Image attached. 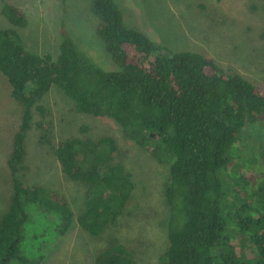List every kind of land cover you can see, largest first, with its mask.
<instances>
[{
  "label": "trees",
  "instance_id": "16d2710c",
  "mask_svg": "<svg viewBox=\"0 0 264 264\" xmlns=\"http://www.w3.org/2000/svg\"><path fill=\"white\" fill-rule=\"evenodd\" d=\"M90 12L114 70L101 67L63 31L54 58L27 52L13 29L0 28V73L22 106L7 159L12 192L0 218V264L28 263L19 245L29 211L53 222L59 235L74 219L62 195L28 186L18 176L32 109L52 86L77 112L113 119L136 145L170 163L163 264H264V167L240 175L229 189L222 179L231 172L244 127L264 125V88L224 72L202 53L172 52L128 28L114 0H90ZM1 14L15 28L26 26L18 7L6 4ZM52 150L63 176L87 188L78 226L98 235L128 209L133 189L130 175L113 162L115 141L71 137ZM95 264L134 261L113 245Z\"/></svg>",
  "mask_w": 264,
  "mask_h": 264
},
{
  "label": "rangeland",
  "instance_id": "374dc122",
  "mask_svg": "<svg viewBox=\"0 0 264 264\" xmlns=\"http://www.w3.org/2000/svg\"><path fill=\"white\" fill-rule=\"evenodd\" d=\"M114 2L128 28L172 52L202 53L224 72L238 74L264 88V0ZM6 4L22 10L25 27H13L1 14ZM96 26L90 0H0V28L13 29L27 52L55 58L63 31L101 67L114 70L116 66L96 35ZM21 113V104L11 98L8 82L0 73V218L10 204L12 178L7 159ZM105 136L115 141L118 151L113 162L130 175L133 189L128 209L98 235H90L76 222L85 207L87 188L63 176L52 148L71 137L96 140ZM232 156L231 172L228 176L222 174L226 189L250 169L256 174L262 171L264 125L244 127ZM169 164L159 162L127 138L113 119L77 112L73 101L52 86L32 109L25 137L24 169L18 176L28 186L62 195L74 219L67 232L59 235L53 222L36 210L29 211L20 256L28 260L27 264H95L105 249L118 245L131 254L134 264H163L168 213L164 188L169 180Z\"/></svg>",
  "mask_w": 264,
  "mask_h": 264
}]
</instances>
